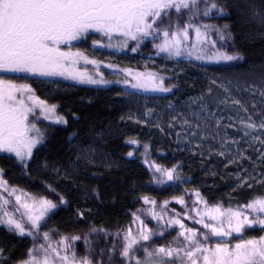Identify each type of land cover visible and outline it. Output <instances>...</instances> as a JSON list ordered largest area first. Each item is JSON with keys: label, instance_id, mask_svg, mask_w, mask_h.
Masks as SVG:
<instances>
[{"label": "trees", "instance_id": "1", "mask_svg": "<svg viewBox=\"0 0 264 264\" xmlns=\"http://www.w3.org/2000/svg\"><path fill=\"white\" fill-rule=\"evenodd\" d=\"M188 2L179 11L166 9L163 24L153 25L168 28L167 37L149 30L133 40L91 30L61 44L63 52L82 54L64 67L83 73V83L62 78L52 89L30 79L0 78L27 85L45 106L24 93L32 108L26 124L35 126L27 135L39 142L22 161L0 153V180L55 205L36 244L67 255L69 264L73 253L77 262L135 264L144 259L145 246L154 252L175 243L171 220L207 234L195 223L199 213L219 205L247 215L245 206L264 198V23L252 18L253 12L264 17V0ZM197 29L206 60L182 49L179 55L160 51L173 34L191 36ZM191 46L188 41L182 48L192 53ZM133 76L145 92L128 89L126 78ZM154 85L170 91H153ZM172 170L168 180L164 173ZM138 226L151 238L125 257V237ZM261 237L259 226L244 229L243 239ZM34 245L0 223V264H24Z\"/></svg>", "mask_w": 264, "mask_h": 264}, {"label": "snow or ice", "instance_id": "2", "mask_svg": "<svg viewBox=\"0 0 264 264\" xmlns=\"http://www.w3.org/2000/svg\"><path fill=\"white\" fill-rule=\"evenodd\" d=\"M191 3L195 5L196 0H191ZM173 7L179 11L181 7L188 8L189 2L188 0H179L178 3L176 0H0V71L27 72L38 76L67 74V78L83 83L86 79L83 73H74L64 67L65 62L74 56L83 58L82 54L63 52L59 47L61 44L78 39L90 29L109 36L113 33L128 36L133 40L137 39V34L150 35L149 30L163 31L164 36L167 37L169 30L161 25L163 16L167 15L165 10ZM213 7L216 5L214 4ZM221 14H223L222 9ZM252 18L264 23V17L258 12H253ZM157 21H161V25L154 29L153 25ZM177 35L186 36L187 32L173 34L172 41L166 40L160 46V51L179 55L180 42L176 39ZM199 35L197 29V36ZM237 58L223 56L225 60ZM87 82L97 81L88 79ZM141 86L133 85V87ZM152 90L170 91L155 85ZM25 92L29 93L28 99L33 104H39L42 109L45 107L43 101H38L31 95L32 90L27 85L17 86L10 81L0 79V152L13 153L21 161L26 155L31 156L32 149L39 142L37 138H29L27 135L35 126L29 127L26 124L32 108L25 104ZM53 110L54 106L48 108L47 112L51 113ZM56 122L60 123L61 120L58 119ZM244 127L254 130L256 126L247 123ZM260 127L264 128V124ZM247 134L245 132V135ZM173 171L164 173L168 180L173 179ZM0 187L7 186L0 181ZM196 195L199 197V193ZM15 199L17 204L25 209L24 215L33 229L38 228L45 213L55 207L51 201L42 200L39 201V209L34 210V206L22 202L20 196H16ZM177 202L183 204V198ZM200 202L198 199L197 203ZM145 203H148L147 198ZM245 207L249 210L247 215L240 210H225L217 205L199 213L200 219L195 220V223L201 224L212 236L225 238L232 236L233 233L241 236V242L236 243L234 247H230L224 240L218 242L214 248L207 247L196 240V230L186 227L179 219H173L169 222V227L178 225L182 230L178 235L183 237L186 243L178 247H159L154 252L148 251L145 246L147 264H175L176 261H180L181 264H200V261L202 264H264V237L258 240L243 239L246 227L259 226L264 229V198L254 199ZM205 216L214 223H206L203 219ZM250 216L253 218L250 219ZM4 217L7 219L5 220ZM185 219L188 217L186 216ZM0 223L8 225L10 229L14 228L21 236L26 234L24 224L10 216L7 211L4 212L3 217H0ZM150 238L147 229L143 230L139 237H133L129 232L125 237L127 243L123 255L130 256L135 245L141 240L148 241ZM203 238L207 240L208 237L204 234ZM44 239H48L47 234L44 235ZM154 257L158 259H153ZM184 257L187 258L186 262ZM59 259L63 260L64 264H69L67 255L60 256ZM24 264H50V260L45 255L43 261L33 258ZM72 264H90V262L87 259L77 262L73 253Z\"/></svg>", "mask_w": 264, "mask_h": 264}, {"label": "rangeland", "instance_id": "3", "mask_svg": "<svg viewBox=\"0 0 264 264\" xmlns=\"http://www.w3.org/2000/svg\"><path fill=\"white\" fill-rule=\"evenodd\" d=\"M177 1H179V0H177ZM193 29H195V28H193ZM88 31H91V29L88 30ZM196 32H197V30H195V32H193L191 36H189V35H186V36L185 35H179L178 36L177 35L176 39L180 42V49L184 50V53H186V55L198 57L200 60H206L205 55L202 54V47L198 48L199 43L201 42L202 38L200 37V35L197 36ZM172 39H173V36H171L168 41H172ZM188 41L191 42V45H192L191 47L193 49V50H191L192 53L188 49H186V48L183 49L182 48V46L185 47V45L188 44ZM196 46L198 48V54L196 53L197 49H194ZM67 69L73 72V68L72 67L67 68ZM9 77L14 78V79H18L19 81H25L26 79L34 80L35 82H37L39 84H42L44 86H47L49 88H52V89L54 87H57L58 85H60V83H58V82L64 80L62 78L70 79V78H67V74H65L63 76L62 75L38 76V75H33V74L27 73V72H5V71H0V78H9ZM126 79L129 80L128 81V83H129L128 84L129 85L128 89L133 90L135 92H138V91L145 92L146 91V90L142 89V87H133V85H137V83H136L137 76L136 77L133 76L131 79L129 77H127ZM125 85H127V84H125ZM145 89H147V88H145ZM0 153H8V152H0ZM9 154H13V153H9ZM25 157H29V156L26 155ZM9 193H12V195H10ZM16 196H20L22 202L27 203L30 206H34V210L35 209H39V202L30 199L26 195H24L22 193H19L16 190H12V189H10L8 187H6V188L5 187H0V217H3L4 216V212L7 211L8 214L10 216H12L14 219L21 221L24 224V226H25V231H26L25 236L29 237L33 241V243L35 244L34 248H33L34 250L31 251V257H30V259L28 261L33 260V258L38 259L40 261H43L45 255H47L49 260H50V264H62V263H60L58 261L60 256L54 254L51 248L49 250L48 248L46 249L43 245L36 244V237L39 234V228H40L43 220L45 219V217L47 216V214L49 213L50 210H48L45 213L44 218L39 222V227L36 228V229H33L32 226H31L30 221H28L27 217L24 215L25 209L22 208L19 204H17L16 199H15ZM5 201H7V204H5ZM4 219L6 220L7 217H4ZM203 219H204V221L206 223H214L213 221L208 220L207 216L203 217ZM183 224L186 227L190 228V225H186L185 223H183ZM4 225H6V224H4ZM199 225L202 226L201 224H199ZM6 226L8 227V225H6ZM168 227H169V222H168ZM170 228H173L174 230H176V234H175V236H176L175 238L176 239H175V243L172 245V247L183 246L186 242L183 240V237H180L178 235L179 232L182 231V230L179 228L178 225H173ZM138 229H139L138 232L132 234L133 237H139L140 233L144 230L140 226H138ZM194 230H196V229H194ZM205 230H207V229H205ZM27 233H31V234H27ZM205 233H207L206 235H207L208 238H211L214 241V244L212 246H208V244L206 243L207 240H205L203 238L204 233H197L196 240H198L200 243L204 244L207 247H213V248L221 240H224L226 243H228V245L230 247H234V245L239 242L238 240H239V237H240V236L236 235L235 233H233L232 236L225 237V238L212 236L211 233L208 230ZM229 239L232 240L231 243L227 242ZM143 242H145V241L141 240L139 242V244H142ZM126 243H127V241H126ZM182 255L183 254L181 253V256ZM199 255L200 254L198 253L197 256L199 257ZM153 259H158V258L154 257ZM134 261H135V264H137L136 260H134ZM184 261L185 262L187 261L186 257H184ZM139 264H147L146 253H145L144 259L139 261ZM175 264H181V262L180 261H176ZM200 264H202V261H200Z\"/></svg>", "mask_w": 264, "mask_h": 264}]
</instances>
